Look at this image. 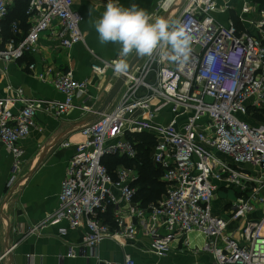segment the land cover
<instances>
[{
    "label": "built area",
    "instance_id": "obj_1",
    "mask_svg": "<svg viewBox=\"0 0 264 264\" xmlns=\"http://www.w3.org/2000/svg\"><path fill=\"white\" fill-rule=\"evenodd\" d=\"M17 1L27 5L28 30L15 21L6 39L4 23ZM76 1L0 0V75L7 65L38 53L42 36L55 26L60 48L86 46L85 19L75 10ZM263 3L244 0L238 18L247 29H240L233 19L221 23L216 18L220 7L214 0H186L175 19L192 37L184 65L144 56L127 73L117 74L111 65L118 56L104 60L88 50L95 77L106 85L124 82L110 112L88 104L113 88L92 92L96 87L78 80L72 70L47 67L38 74L35 64L26 66L30 76L50 83L65 99L29 98L23 88L7 87L0 98V144L16 159L39 112L61 118L79 109L99 117L81 129L85 140L75 146L58 209L29 233L66 222L72 230H83L86 252L106 240L135 241L142 235L161 258L169 256L175 241L201 233V251L211 254L215 264H264V121L256 118H264ZM253 13L261 20L250 19ZM209 55L215 58L212 71L206 63ZM135 56L126 58L129 66ZM135 134L154 138L151 159L167 189L146 208L136 201V167L121 165L111 173L104 164L107 157L137 159V144L129 139ZM15 180L13 176L8 187ZM220 192L225 193L223 203L214 206ZM74 256L71 249L68 257ZM120 264L137 262L126 255Z\"/></svg>",
    "mask_w": 264,
    "mask_h": 264
},
{
    "label": "crops",
    "instance_id": "obj_2",
    "mask_svg": "<svg viewBox=\"0 0 264 264\" xmlns=\"http://www.w3.org/2000/svg\"><path fill=\"white\" fill-rule=\"evenodd\" d=\"M222 9L215 16L221 23L231 17L229 11L241 12L244 0H214ZM123 7L135 3L143 8L152 20L163 17L175 21L184 6H175L176 0H115ZM165 5L161 9V5ZM105 6L98 0H77L75 10L84 16L83 31L86 46L78 45L72 50L60 48L57 26L52 32L45 33L39 44V52L27 55L19 64L7 65L0 75V98L7 95V87H21L27 97L46 101L63 102L64 96L50 83H43L30 76L26 66L35 64L38 74L52 67L55 71L72 70L78 80H88L95 92L105 87L107 91L114 88L115 81L104 84L105 79L95 77L91 71V50L104 60L118 56V44L101 45L93 22L98 19ZM170 11V13L168 12ZM253 20H261L254 14ZM134 59V58H133ZM96 89V90H95ZM99 94V93H98ZM108 98L103 92L99 100L89 102V106L101 111ZM118 102L116 96L104 112H110ZM77 105H82L76 101ZM98 116L73 109L61 118L48 116L39 112L36 116V128L21 144L22 154L16 159L11 152L0 144V264H100V262L122 263L126 255L132 256L137 264H164L174 260V264H215L211 254L195 249L198 236L191 234L187 240H177L167 257H158L150 250L148 237L139 235L135 241L106 240L94 250L83 249V230H72L63 222L41 232L29 233V230L53 214L59 207L70 159L75 154V146L84 142L81 129L87 124L96 123ZM68 142L69 148L62 144ZM15 183L8 187L12 177ZM147 206H144L146 208ZM61 229L66 230L65 234ZM29 233V234H28ZM74 249V257H68ZM197 250V251H195ZM196 252V253H195ZM205 261V262H204Z\"/></svg>",
    "mask_w": 264,
    "mask_h": 264
},
{
    "label": "clouds",
    "instance_id": "obj_3",
    "mask_svg": "<svg viewBox=\"0 0 264 264\" xmlns=\"http://www.w3.org/2000/svg\"><path fill=\"white\" fill-rule=\"evenodd\" d=\"M101 45L118 44V57L112 62L117 74H125L129 69L127 57L133 52L141 57L158 55L177 65L188 62L191 54L192 37L179 21H169L163 17L155 20L133 3L123 7L115 0H108L101 16L93 22ZM209 71L214 70L215 58H206Z\"/></svg>",
    "mask_w": 264,
    "mask_h": 264
},
{
    "label": "trees",
    "instance_id": "obj_4",
    "mask_svg": "<svg viewBox=\"0 0 264 264\" xmlns=\"http://www.w3.org/2000/svg\"><path fill=\"white\" fill-rule=\"evenodd\" d=\"M26 7L27 5L25 3L17 1L11 9L4 23V37L6 39L11 37L10 27L15 21H20L23 31L27 32L28 26L26 25L27 18L25 16ZM232 18L234 21H238L236 17L232 16ZM237 23L239 25V21ZM256 118L260 121H264V118L261 116H257ZM129 139L137 144V159L129 160L127 158L107 157L104 160V164L111 173L121 165L136 167L138 171V179L135 183L137 189L136 201H140L143 207L148 206L151 203L161 200L167 193L166 186L161 181L162 171L154 166L151 159L155 140L149 134L130 135Z\"/></svg>",
    "mask_w": 264,
    "mask_h": 264
},
{
    "label": "rangeland",
    "instance_id": "obj_5",
    "mask_svg": "<svg viewBox=\"0 0 264 264\" xmlns=\"http://www.w3.org/2000/svg\"><path fill=\"white\" fill-rule=\"evenodd\" d=\"M181 2H182V0H176V5L175 6H177V5H179L180 4V7H179V9L182 7L181 6ZM221 8H220V10L217 12V13H220L221 12ZM239 12H235V11H229V13H228V16L229 17H231V19H233L232 18V16H234V17H236L237 18V20L239 21V18H238V16H239ZM254 14H257V13H253L251 16H250V19H253V15ZM174 15H179L178 13H177V10L176 11H174ZM238 21H235V22H238ZM238 25V24H237ZM238 27L240 28V29H247L246 27H245V25H241V23H239V25H238ZM128 168H131V167H128ZM132 169H134V168H132ZM225 196V193L224 192H220L219 193V196H217L216 197V200H215V204H214V206L215 205H217L218 207L219 206H221L222 205V203H223V201H221L220 200V197L222 198V197H224ZM192 236V235H191ZM198 245L195 247V249L197 248V250L199 249V250H201L202 248H203V238H202V236H198ZM197 250H195V251H197ZM198 250V251H199ZM196 253V252H195ZM174 262V260H172L171 262H169V261H167V262H165L164 264H174L173 263ZM205 262V261H204ZM187 264H190V263H188L187 262ZM207 264H210V263H207Z\"/></svg>",
    "mask_w": 264,
    "mask_h": 264
},
{
    "label": "water",
    "instance_id": "obj_6",
    "mask_svg": "<svg viewBox=\"0 0 264 264\" xmlns=\"http://www.w3.org/2000/svg\"><path fill=\"white\" fill-rule=\"evenodd\" d=\"M185 2H186V0H182L181 6L184 5ZM169 13H170V11H169ZM141 58H142L141 56L136 55L134 57V59L132 60L131 65L129 66V70L132 69V67L135 64H137L140 61ZM123 84H124L123 80H119L116 83V85L114 86V88L111 90L110 94H108V98H107V100L105 102V105H104L103 109L101 110V112H104V110L106 109V107L109 104H111V102L114 100V98L118 95V93H119L121 87L123 86Z\"/></svg>",
    "mask_w": 264,
    "mask_h": 264
},
{
    "label": "bare ground",
    "instance_id": "obj_7",
    "mask_svg": "<svg viewBox=\"0 0 264 264\" xmlns=\"http://www.w3.org/2000/svg\"><path fill=\"white\" fill-rule=\"evenodd\" d=\"M201 236V235H200Z\"/></svg>",
    "mask_w": 264,
    "mask_h": 264
}]
</instances>
